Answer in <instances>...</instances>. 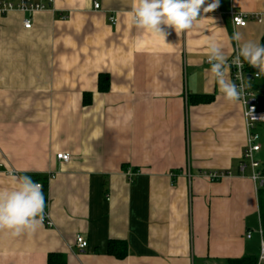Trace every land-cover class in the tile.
<instances>
[{"label": "crops", "instance_id": "0c3cea01", "mask_svg": "<svg viewBox=\"0 0 264 264\" xmlns=\"http://www.w3.org/2000/svg\"><path fill=\"white\" fill-rule=\"evenodd\" d=\"M133 2L53 0L30 16L0 14V187L14 176L47 178L44 214L54 224L18 237L0 232V264H48L52 254L66 264L259 262L260 187L240 170L243 106L210 82L207 41L222 44L228 63L233 32L264 45V0H219L192 30L166 28L165 41L130 23ZM232 9L263 21L234 27ZM260 77L250 76L251 87ZM197 95L213 100L192 104ZM61 153L69 163L57 160ZM210 173L226 176L212 182ZM111 241L127 243L124 260L109 254Z\"/></svg>", "mask_w": 264, "mask_h": 264}, {"label": "clouds", "instance_id": "9594fccd", "mask_svg": "<svg viewBox=\"0 0 264 264\" xmlns=\"http://www.w3.org/2000/svg\"><path fill=\"white\" fill-rule=\"evenodd\" d=\"M206 4V0H134L127 13L130 23L138 30L147 31L166 40V28L174 29L177 36L192 30L204 13L219 6V0ZM235 24L243 26L244 21L236 18ZM231 41L236 42L232 65L239 70L237 79L243 80L244 62L258 69L264 75V45L252 41H242L239 31L233 32ZM207 60L210 64L209 80L218 86L226 102L236 103L242 95L244 85L238 88L229 77L230 65L222 44L210 37L207 41ZM257 177L254 175L253 179ZM45 197L42 185L28 175L14 176L9 187H0V232L12 237L33 234L44 220Z\"/></svg>", "mask_w": 264, "mask_h": 264}, {"label": "built area", "instance_id": "2783aa9c", "mask_svg": "<svg viewBox=\"0 0 264 264\" xmlns=\"http://www.w3.org/2000/svg\"><path fill=\"white\" fill-rule=\"evenodd\" d=\"M40 0L39 3H29L24 0H22L19 3H12L6 0H0V14L1 15H6L10 14L12 12H20L24 14H28L29 16L38 12H43L45 10L49 9V6H51L53 0ZM207 4L205 5V7ZM94 9L99 10L100 9V4L97 2L94 3ZM211 12L204 13L203 9H201V15H206L210 14ZM230 17H232V23L234 27H241L244 28L247 26L249 21H257V22H262L263 18L261 16H258L256 14L252 15H247L242 12H238L234 9L230 11ZM239 18L244 21L243 26H239L235 24V19ZM112 24H116V21L114 19H111ZM24 27L25 29H31L32 27V22L28 18L24 21ZM235 53L232 57L234 58ZM232 59L228 63L230 65V78L231 80L237 84L238 88L241 84L244 85L243 90H242V95L240 96L239 103L241 106H243V115H244V120L245 122V127H246V132H247V141L246 145L243 151V156H242V163L240 166V170L242 173H244L247 170L251 171V179L252 181L258 185V187H263L264 186V170L261 168L260 162L257 160L256 155L261 152V145L259 143L260 137L259 134L256 131V128L259 124H264V112L259 110V101L257 98V92L253 90V88L250 85V80L247 79L250 76L253 79H259L260 74L255 73L251 74L247 68L246 63L244 62L243 69H242V74H243V80L237 79V73L238 69L235 65H232ZM57 160L63 162V163H69L71 160V156L69 154H58L57 155ZM256 176V179H253V176ZM206 177L211 179L212 182L218 181L222 179L224 176H226L223 173H210V174H205ZM51 178H54L53 176ZM41 184V183H40ZM42 185V184H41ZM42 190H43V185H42ZM43 224L47 228H52L54 226L53 222L50 220V217L48 215L44 214V220ZM248 238H251V234H248ZM261 254L259 257V262L258 264H264V242L262 241L261 243ZM76 246L80 248V250H86L88 248V242L87 240L81 236L78 235L76 237Z\"/></svg>", "mask_w": 264, "mask_h": 264}, {"label": "trees", "instance_id": "16d2710c", "mask_svg": "<svg viewBox=\"0 0 264 264\" xmlns=\"http://www.w3.org/2000/svg\"><path fill=\"white\" fill-rule=\"evenodd\" d=\"M262 81L260 84L252 85V88L259 92L262 96H264V75H262ZM98 90L100 92H106L109 89V79L106 75H101L99 77ZM91 94H86L84 97V105H89L91 102ZM213 98L211 96H192L191 103L192 104H209L211 103ZM33 181L39 182L43 185V194L45 197V206L47 205V190H48V179L41 177L32 178ZM259 208H260V220H261V228L263 233L264 240V186L259 189ZM109 254L116 257L117 259H123L127 256V243L123 241H111L108 244ZM258 257H247L240 260H231L229 264H257ZM48 264H66V261L61 255H50L48 258Z\"/></svg>", "mask_w": 264, "mask_h": 264}, {"label": "rangeland", "instance_id": "374dc122", "mask_svg": "<svg viewBox=\"0 0 264 264\" xmlns=\"http://www.w3.org/2000/svg\"><path fill=\"white\" fill-rule=\"evenodd\" d=\"M260 136L262 138L263 154L261 155V160L264 162V127L260 129Z\"/></svg>", "mask_w": 264, "mask_h": 264}, {"label": "water", "instance_id": "95a60500", "mask_svg": "<svg viewBox=\"0 0 264 264\" xmlns=\"http://www.w3.org/2000/svg\"><path fill=\"white\" fill-rule=\"evenodd\" d=\"M247 79H250V77L249 78H247ZM252 79V78H251Z\"/></svg>", "mask_w": 264, "mask_h": 264}]
</instances>
